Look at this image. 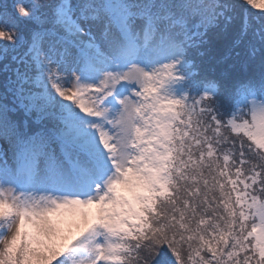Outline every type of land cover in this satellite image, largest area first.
<instances>
[{
  "label": "snow or ice",
  "instance_id": "snow-or-ice-1",
  "mask_svg": "<svg viewBox=\"0 0 264 264\" xmlns=\"http://www.w3.org/2000/svg\"><path fill=\"white\" fill-rule=\"evenodd\" d=\"M0 264H264V0H2Z\"/></svg>",
  "mask_w": 264,
  "mask_h": 264
},
{
  "label": "rangeland",
  "instance_id": "rangeland-1",
  "mask_svg": "<svg viewBox=\"0 0 264 264\" xmlns=\"http://www.w3.org/2000/svg\"><path fill=\"white\" fill-rule=\"evenodd\" d=\"M0 2H2V0H0ZM253 11H257V10H253Z\"/></svg>",
  "mask_w": 264,
  "mask_h": 264
}]
</instances>
